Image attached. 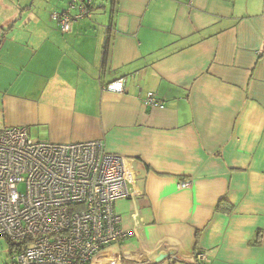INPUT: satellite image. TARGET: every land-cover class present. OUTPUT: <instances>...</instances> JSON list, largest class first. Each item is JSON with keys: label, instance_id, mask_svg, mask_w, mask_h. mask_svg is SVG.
<instances>
[{"label": "crops", "instance_id": "crops-1", "mask_svg": "<svg viewBox=\"0 0 264 264\" xmlns=\"http://www.w3.org/2000/svg\"><path fill=\"white\" fill-rule=\"evenodd\" d=\"M29 6L25 45L10 33L0 46V127L102 141L126 159L131 193L114 210L133 233L103 254L264 264V0H111L106 25L92 18L95 3L65 32L51 15L68 0L61 11ZM117 79L123 91L104 89ZM148 91L162 108L141 102ZM221 199L232 208L216 210Z\"/></svg>", "mask_w": 264, "mask_h": 264}, {"label": "built area", "instance_id": "built-area-1", "mask_svg": "<svg viewBox=\"0 0 264 264\" xmlns=\"http://www.w3.org/2000/svg\"><path fill=\"white\" fill-rule=\"evenodd\" d=\"M92 4L68 0V7L51 17L65 32ZM123 85L124 79H117L104 89L121 92ZM140 100L163 107L151 91ZM131 180L126 159L107 152L102 141L35 140L26 126L0 127V237L21 243L12 264H119L103 251L133 233L114 210L115 202L131 193ZM195 255L206 260L199 251Z\"/></svg>", "mask_w": 264, "mask_h": 264}, {"label": "rangeland", "instance_id": "rangeland-1", "mask_svg": "<svg viewBox=\"0 0 264 264\" xmlns=\"http://www.w3.org/2000/svg\"><path fill=\"white\" fill-rule=\"evenodd\" d=\"M52 2H56L58 9L55 11H61L67 5V0H0V28L4 27V30H0V46L3 43V39L6 35L13 33L15 37L19 40V43L25 45L21 40L28 33V28H26V20L24 16L20 17L21 14L25 12V6L32 4V13L38 14L39 8H43V5L51 6ZM96 3L95 9H93L92 18L97 20L100 25H106L108 22V14L110 10L111 0H94L93 4ZM101 5H105L103 8ZM12 12L16 13V19L12 21L13 25H2L1 20L9 16ZM57 20L54 19V23ZM25 22V24H24ZM7 26V27H6ZM17 55H20V50H17ZM14 251L11 253L10 246L5 237H0V264H12L13 263Z\"/></svg>", "mask_w": 264, "mask_h": 264}, {"label": "trees", "instance_id": "trees-1", "mask_svg": "<svg viewBox=\"0 0 264 264\" xmlns=\"http://www.w3.org/2000/svg\"><path fill=\"white\" fill-rule=\"evenodd\" d=\"M93 6V4H92ZM108 45H109V37L107 36L104 46H103V57H102V71L105 68L108 60ZM232 208V206L226 202L225 200L221 199L217 205H216V210L218 211H228ZM7 239V238H6ZM7 242L10 246L11 253L15 250H19L21 247V243H15L9 239H7ZM254 243H258L259 239H256V241H253Z\"/></svg>", "mask_w": 264, "mask_h": 264}]
</instances>
